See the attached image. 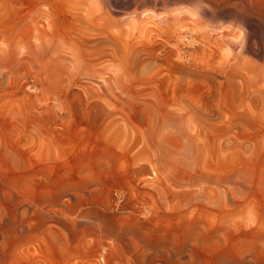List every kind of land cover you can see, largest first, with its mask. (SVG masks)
<instances>
[{
	"label": "rangeland",
	"instance_id": "rangeland-1",
	"mask_svg": "<svg viewBox=\"0 0 264 264\" xmlns=\"http://www.w3.org/2000/svg\"><path fill=\"white\" fill-rule=\"evenodd\" d=\"M0 264H264V0H0Z\"/></svg>",
	"mask_w": 264,
	"mask_h": 264
}]
</instances>
